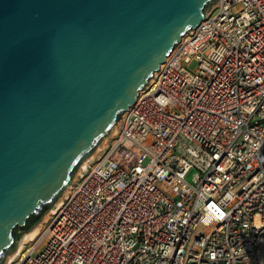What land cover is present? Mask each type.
<instances>
[{"label":"built area","instance_id":"2783aa9c","mask_svg":"<svg viewBox=\"0 0 264 264\" xmlns=\"http://www.w3.org/2000/svg\"><path fill=\"white\" fill-rule=\"evenodd\" d=\"M203 18L7 264H264V0Z\"/></svg>","mask_w":264,"mask_h":264},{"label":"water","instance_id":"95a60500","mask_svg":"<svg viewBox=\"0 0 264 264\" xmlns=\"http://www.w3.org/2000/svg\"><path fill=\"white\" fill-rule=\"evenodd\" d=\"M214 1L0 0V264Z\"/></svg>","mask_w":264,"mask_h":264},{"label":"rangeland","instance_id":"374dc122","mask_svg":"<svg viewBox=\"0 0 264 264\" xmlns=\"http://www.w3.org/2000/svg\"><path fill=\"white\" fill-rule=\"evenodd\" d=\"M217 11L215 10L213 12V16L216 15ZM197 67V62L196 61H192L189 65H188V70L190 71H194ZM116 125V124H114ZM113 125V126H114ZM113 128V127H112ZM111 128V129H112ZM111 129L99 140V142L96 144V146L93 148V150L90 152V154H88L80 163L79 165L77 166L76 170L74 171V174L69 182V184L67 185L66 188H64V190L61 192V194L59 195V197L55 200V202L53 203V205H51L49 208H47L42 216L40 217V219L34 224L32 225L28 230L26 231H22V232H18L17 233V236H18V241H17V245L20 243V241L22 240V238L29 232L31 231L35 226H37L39 223H41L40 225V229H39V232H41V230L44 228V225L45 223L47 222L48 218H50L51 216L50 215H47L48 211H50V209H52L54 207V205L58 202L59 199L62 200V196L64 194V192H66V190L68 189V187L70 186V184L75 181L79 175L82 174L83 170L80 171V167L81 165L86 161L87 164V168H89L90 166H92V164L95 162L96 158L101 154V150L106 146V144L109 143V141L111 140L112 136L114 135V133H111ZM100 145V146H99ZM99 148V150H98ZM86 168V169H87ZM44 221V222H43ZM38 232V233H39ZM36 237V236H35ZM34 237V238H35ZM32 238V239H34ZM32 239H30L29 241H31ZM28 241V242H29ZM16 245V247H17ZM25 246V245H24ZM16 247L9 253L5 254L4 256V260L2 261L1 264H7V259L10 258L11 259V256H13L15 253H14V250L16 249Z\"/></svg>","mask_w":264,"mask_h":264},{"label":"bare ground","instance_id":"6f19581e","mask_svg":"<svg viewBox=\"0 0 264 264\" xmlns=\"http://www.w3.org/2000/svg\"><path fill=\"white\" fill-rule=\"evenodd\" d=\"M187 34V33H186ZM185 34V35H186ZM184 35V36H185ZM175 47V46H174ZM175 49V48H174ZM174 49H173V51H174ZM171 55V54H170ZM150 81V78L148 79V82ZM148 82H147V84H148ZM118 121H119V119H118ZM118 121L115 123L116 125H114V126H112L111 128V133H115L116 132V129H117V124H118ZM110 130V129H109ZM100 146V145H99ZM98 150H99V148H98ZM86 164H87V162L85 161L82 165H81V167H80V171H85L86 170V168H87V166H86ZM80 176V175H79ZM64 194H65V192H64ZM64 194H63V196H64ZM63 196H62V198H63ZM55 202V201H54ZM53 202V203H54ZM60 203H61V199H59L58 200V202L54 205V207L52 208V209H50V211H48V213H47V215H52L53 214V212H54V210H56V208L60 205ZM53 205V204H52ZM44 222V221H43ZM42 223V222H41ZM41 223H39L37 226H35L31 231H29L23 238H22V240L20 241V243L17 245V247H16V249L14 250V255L13 256H11V259L10 258H8L7 259V261H9V260H12V259H14V258H16V256L18 255V254H20L21 252H22V249L24 248V245L25 244H27L28 243V241L30 240V239H32V238H34L35 236H37V234H38V232H39V229H40V225H41Z\"/></svg>","mask_w":264,"mask_h":264},{"label":"trees","instance_id":"16d2710c","mask_svg":"<svg viewBox=\"0 0 264 264\" xmlns=\"http://www.w3.org/2000/svg\"><path fill=\"white\" fill-rule=\"evenodd\" d=\"M46 209H47V207H43L39 213H42ZM25 229H27V228H22L21 230H25Z\"/></svg>","mask_w":264,"mask_h":264},{"label":"clouds","instance_id":"9594fccd","mask_svg":"<svg viewBox=\"0 0 264 264\" xmlns=\"http://www.w3.org/2000/svg\"><path fill=\"white\" fill-rule=\"evenodd\" d=\"M210 221H208L207 219H205V223H209Z\"/></svg>","mask_w":264,"mask_h":264}]
</instances>
